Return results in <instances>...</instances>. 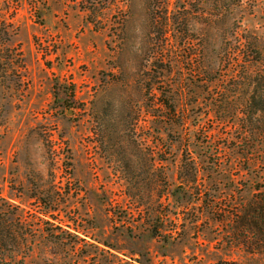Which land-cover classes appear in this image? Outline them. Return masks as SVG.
Returning <instances> with one entry per match:
<instances>
[{"label":"rangeland","instance_id":"obj_1","mask_svg":"<svg viewBox=\"0 0 264 264\" xmlns=\"http://www.w3.org/2000/svg\"><path fill=\"white\" fill-rule=\"evenodd\" d=\"M3 67L0 206L33 235L7 264H264L220 240L264 165L227 142L215 172L206 144L264 127L241 78L264 77V0H0ZM187 155L195 207L173 198Z\"/></svg>","mask_w":264,"mask_h":264},{"label":"trees","instance_id":"obj_2","mask_svg":"<svg viewBox=\"0 0 264 264\" xmlns=\"http://www.w3.org/2000/svg\"><path fill=\"white\" fill-rule=\"evenodd\" d=\"M244 59L246 60V53L244 54ZM252 62V61H250ZM247 67H249V61H246ZM7 70L4 69L0 74ZM246 87L245 97L243 99V116L244 119L249 122V126L253 125V118L257 117L256 122H261V118L264 117V85L263 83V73L262 72H253L249 69L244 70V75L241 78H244ZM252 91L247 93L248 88H250L253 84ZM171 113H175V110L172 106L168 107ZM251 128V127H250ZM257 132H248L243 131L238 134L239 141L235 142L233 137L224 138V144L221 147L213 145L211 140H207V148L212 152L211 155H214L215 162H213L214 171L216 172L218 169L221 172H230L225 169L224 166H228L230 162V158L232 154H237L236 147L229 149L226 147V143L230 144H243L244 148L239 147L240 154L242 158L248 162L253 157H259L261 162L264 165V135L260 137L261 133H264V127L262 129L257 128ZM253 135V136H252ZM239 142V143H238ZM216 146V147H215ZM182 160L179 171H178V180L179 186L175 187L173 191V198L175 200H179V196L182 193L186 198L191 207H195L197 203L201 200L204 194L202 191V184L200 185L198 182L202 180V176L200 175V171L198 168V163L192 156L187 155ZM223 158V161L220 159ZM227 161L226 162H224ZM225 170V171H223ZM204 181H202L203 183ZM210 207V206H207ZM2 207L0 206V262L6 263V260L12 261L14 256L18 254V249L14 247H8L7 241L12 240L15 241L18 239H26L27 236H33L32 234H28L21 230V225L19 224V231L15 233L10 231V229L6 228L5 224V216L7 214L6 211H2ZM214 211L217 209L214 208ZM241 212V213H240ZM233 223H236V226L231 228V230L226 231V233L221 235V242L227 240L229 245L241 246L239 250H242L244 254L256 255L264 253V193L252 199L247 205L243 206L239 211H235L229 214ZM197 217H195V222L197 221ZM131 231H129V234ZM158 234V233H157ZM157 236V235H156ZM28 249H22V257L27 254ZM189 264H201V260H197L196 258H192ZM215 264H255V263H227L224 261H217Z\"/></svg>","mask_w":264,"mask_h":264}]
</instances>
